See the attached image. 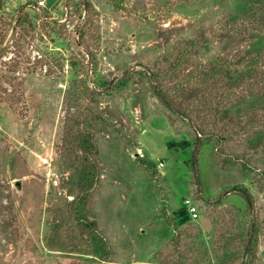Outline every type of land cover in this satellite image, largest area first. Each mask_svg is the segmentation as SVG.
Segmentation results:
<instances>
[{
  "label": "rangeland",
  "instance_id": "374dc122",
  "mask_svg": "<svg viewBox=\"0 0 264 264\" xmlns=\"http://www.w3.org/2000/svg\"><path fill=\"white\" fill-rule=\"evenodd\" d=\"M37 2L0 0V264H88L84 222L107 264H239L253 222V264H264L262 11L245 0ZM236 184L252 211L223 196Z\"/></svg>",
  "mask_w": 264,
  "mask_h": 264
},
{
  "label": "trees",
  "instance_id": "16d2710c",
  "mask_svg": "<svg viewBox=\"0 0 264 264\" xmlns=\"http://www.w3.org/2000/svg\"><path fill=\"white\" fill-rule=\"evenodd\" d=\"M247 1V3L251 6V7H256L258 8L260 11H262V14H264V0H245ZM83 5H85V2H83ZM263 22H264V16H263ZM92 57V55H91ZM254 61H256L254 58H252L249 61V64H252ZM253 70V68H248L247 71L248 73H250ZM243 80L244 76H240ZM230 78H235V77H230ZM247 78H250L249 76ZM256 78V77H255ZM257 82V81H256ZM255 83V82H254ZM264 85V83H262ZM153 91L155 93V95L157 96V98L160 100L161 103H163L171 112L176 113V114H181L180 111H177L178 109H176L175 107H173L172 103L166 98L164 91L160 88V87H153ZM252 91L250 90L249 93H251ZM252 96V95H251ZM208 102V101H207ZM200 129L196 128L197 134H199L198 131H200ZM196 137V142L197 145L199 143V139L197 136ZM88 146H93L94 145L91 142H88ZM196 144V143H195ZM85 147V146H84ZM86 149V147H85ZM197 146L195 145L193 150H192V161H193V167L196 166V160H197ZM87 154V152H85V155ZM86 160H88L85 157ZM91 166V167H89ZM87 167V168H86ZM86 167L84 166V170H83V179H85V181H89L90 178L95 177V168L94 165L92 163H87ZM93 170V171H91ZM197 179L196 181H198V176L196 175ZM229 192H234L236 194H238L239 196L242 197V199L245 201L246 203V207L248 208V210H253L254 208V200L252 198V195L250 194V192L248 191V189L243 186V185H233L229 190L225 191L223 193V196H225L226 194H228ZM78 199V197H77ZM79 219H81L79 217ZM84 225L87 226V229H90L89 232L91 233V238L94 244V252H93V257L90 258L87 262H89L88 264H107L106 262L109 261V254L110 251L107 247V245L105 244V240L104 238L96 231L93 229L94 223H85ZM258 233V227L256 224H254L253 222H251L250 227L248 228V231L246 233V241L243 244V250L241 252V261L239 264H253L254 262V258H256V254H255V242H256V234ZM72 264H82L80 262H76V263H72Z\"/></svg>",
  "mask_w": 264,
  "mask_h": 264
},
{
  "label": "built area",
  "instance_id": "2783aa9c",
  "mask_svg": "<svg viewBox=\"0 0 264 264\" xmlns=\"http://www.w3.org/2000/svg\"><path fill=\"white\" fill-rule=\"evenodd\" d=\"M38 5H43L44 0H38ZM184 204L188 205V211L192 218H196L198 216L197 207L191 203L189 199L184 200Z\"/></svg>",
  "mask_w": 264,
  "mask_h": 264
}]
</instances>
